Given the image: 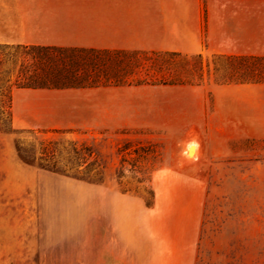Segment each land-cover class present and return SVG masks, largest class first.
<instances>
[{
	"label": "rangeland",
	"instance_id": "rangeland-1",
	"mask_svg": "<svg viewBox=\"0 0 264 264\" xmlns=\"http://www.w3.org/2000/svg\"><path fill=\"white\" fill-rule=\"evenodd\" d=\"M140 59L131 80L176 83L56 94L67 126L0 131V264H38L37 237L81 232L108 190L140 198L142 220L164 217L172 232H197L196 264H264V137L203 131L208 144L199 146L187 123L196 94L178 82L202 85L212 110L211 55ZM117 101L122 113H101ZM172 168L186 176L171 195L169 177L156 175ZM170 195L182 206L159 210Z\"/></svg>",
	"mask_w": 264,
	"mask_h": 264
},
{
	"label": "crops",
	"instance_id": "crops-1",
	"mask_svg": "<svg viewBox=\"0 0 264 264\" xmlns=\"http://www.w3.org/2000/svg\"><path fill=\"white\" fill-rule=\"evenodd\" d=\"M0 43L264 56V0H0ZM181 85V91L196 94L197 115L187 123L199 146L208 144L203 131L213 139L264 137V83L214 85L212 110L202 85ZM98 88L123 86L16 88L12 125L67 126L52 96ZM110 108L117 115L124 110L117 101L115 106L101 104V113L108 115ZM163 174L169 177L165 185L171 195L186 176L177 168L159 170L156 176ZM168 206L182 203L172 196L158 203L159 210ZM141 208L140 198L108 190L99 217L86 213L91 218L78 227L81 232L37 237V263L196 264L200 235L172 232L168 218L142 220Z\"/></svg>",
	"mask_w": 264,
	"mask_h": 264
},
{
	"label": "trees",
	"instance_id": "trees-1",
	"mask_svg": "<svg viewBox=\"0 0 264 264\" xmlns=\"http://www.w3.org/2000/svg\"><path fill=\"white\" fill-rule=\"evenodd\" d=\"M142 55L159 58L162 55L175 57L184 54L0 43V131L12 127V97L16 88L63 89L176 83L131 80L130 76L141 65ZM197 55L203 57V54ZM211 58L212 74L218 84L264 83V56L213 54ZM20 157L28 163L34 162L21 154Z\"/></svg>",
	"mask_w": 264,
	"mask_h": 264
},
{
	"label": "bare ground",
	"instance_id": "bare-ground-1",
	"mask_svg": "<svg viewBox=\"0 0 264 264\" xmlns=\"http://www.w3.org/2000/svg\"><path fill=\"white\" fill-rule=\"evenodd\" d=\"M195 146V144L193 143V144H189L188 145V152H193L194 151V147Z\"/></svg>",
	"mask_w": 264,
	"mask_h": 264
}]
</instances>
